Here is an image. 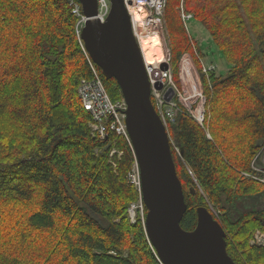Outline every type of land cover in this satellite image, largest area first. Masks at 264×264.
I'll return each instance as SVG.
<instances>
[{"label": "trees", "instance_id": "16d2710c", "mask_svg": "<svg viewBox=\"0 0 264 264\" xmlns=\"http://www.w3.org/2000/svg\"><path fill=\"white\" fill-rule=\"evenodd\" d=\"M70 2L0 0V264H163L144 202L130 216L142 197L131 140L109 124L101 138L79 95L92 70ZM182 9L210 32L226 74H206ZM165 19L175 80L189 53L207 100L203 123L179 101L167 115L188 206L181 225L193 230L197 208L213 206L234 261L264 264V246L251 243L264 206L233 216L237 202L264 195L252 165L264 153V0H167ZM95 65L110 97L124 99Z\"/></svg>", "mask_w": 264, "mask_h": 264}, {"label": "water", "instance_id": "95a60500", "mask_svg": "<svg viewBox=\"0 0 264 264\" xmlns=\"http://www.w3.org/2000/svg\"><path fill=\"white\" fill-rule=\"evenodd\" d=\"M79 1L88 18L82 30L85 47L106 78L116 79L128 106L126 125L140 169L146 232L160 260L163 264H237L227 251L225 229L206 206L197 208L193 230L181 225L188 208L184 189L169 131L151 98L143 50L125 0H111L105 21L97 18V0ZM162 67L167 69L168 63Z\"/></svg>", "mask_w": 264, "mask_h": 264}, {"label": "built area", "instance_id": "2783aa9c", "mask_svg": "<svg viewBox=\"0 0 264 264\" xmlns=\"http://www.w3.org/2000/svg\"><path fill=\"white\" fill-rule=\"evenodd\" d=\"M97 1V18H99L101 21H105L111 11V1ZM125 2L131 16L132 28L139 41L141 35L140 27L160 23L162 21V18L164 17L167 4V0H125ZM70 3L72 5V13L78 17V21L76 24L77 35L80 39L82 48L92 70V76L82 78L78 89L84 107L92 114L93 129L98 132L101 138H104L107 134V126L109 124L110 127L116 130L119 134H124L127 138L130 139L126 125V110L128 108L127 103L124 99L114 101L110 97L101 74L96 67L95 62L91 58L87 48L85 47L84 41L82 39V30L88 18L84 14L82 5L79 0H71ZM141 9H144L145 11L143 22H141L135 15L136 10ZM182 17L186 22L193 17V14L190 12H182ZM145 63L149 79L151 80L153 85H155L156 83H161V85L163 86L161 89H157L156 87H154L153 91V94L155 96L153 98L155 99L157 105L162 106L164 104V100L162 99L161 93H163V90L165 89L164 87H166L165 84L172 81L171 69L170 67H168L167 69L163 68L161 66L162 63H150L147 61H145ZM162 118L167 124L166 117L162 116ZM261 179L264 181V175ZM131 182L134 183L141 191V176L138 166H135L131 174ZM138 208H141V210H143L142 197L139 204H135L130 207V216L133 220L135 219L136 210ZM213 212L216 215L219 214L216 209H213ZM262 244H264V235Z\"/></svg>", "mask_w": 264, "mask_h": 264}, {"label": "rangeland", "instance_id": "374dc122", "mask_svg": "<svg viewBox=\"0 0 264 264\" xmlns=\"http://www.w3.org/2000/svg\"><path fill=\"white\" fill-rule=\"evenodd\" d=\"M188 29L191 38L193 39L195 45L198 47V48L196 47L195 51L197 52L198 56L202 54L200 59L206 74L209 73V69H215L217 74H226L231 68V64L227 61V59L223 56V54L220 52L218 47L214 44L211 38V34L205 28V26L199 20L193 17L188 21ZM152 31L153 32L157 31L162 36V41L164 43L163 47L165 51L164 58H166V60H164L163 58L159 61L167 62L168 67H170L172 73V81L165 84L166 87H164L165 89L163 90V93H161L162 99L166 104L164 105V109H167V111L170 114V115L168 114V116H170V118H173L179 101L186 106L187 110L200 123H203L201 119L203 118L206 112L207 100L203 93L202 81L200 78V74L198 72V68L193 58L189 53H186L182 56L180 61V73H179L180 85H179L175 80L172 66L170 63V50L168 47V43L166 41L168 31L166 27L165 13L160 23L152 24L148 26L146 25L142 27L140 34L148 35ZM199 49L201 53H199ZM163 62H157V63H163ZM176 96L178 97V100H176ZM168 116L165 115L166 119L169 118ZM177 150H179V148H177ZM113 152L116 151L113 150ZM258 160H259L258 162L257 161L253 162L252 165L253 167L255 166L254 169L260 172H264V153H262L261 158ZM260 177L262 178L263 176ZM260 181L264 182L262 180ZM135 204H139V201L131 204V206ZM261 206H264V195L245 199L242 202H237L235 204V212L233 213V216L236 217L242 207L248 208V207H261ZM210 208L212 210L215 209L213 206H210ZM263 235H264L263 230H259V229L256 230L254 232L253 238L251 239V243L260 244L264 246V244H262Z\"/></svg>", "mask_w": 264, "mask_h": 264}, {"label": "bare ground", "instance_id": "6f19581e", "mask_svg": "<svg viewBox=\"0 0 264 264\" xmlns=\"http://www.w3.org/2000/svg\"><path fill=\"white\" fill-rule=\"evenodd\" d=\"M182 12L183 13H188V12H185L183 9H182ZM135 15L137 16V18H139V20L141 22H143V18L145 16L144 9L136 10ZM193 17H194V15H193ZM141 30H142V27H140V32H141ZM133 33H134V30H133ZM134 35H135V33H134ZM135 37L137 38L136 35H135ZM140 43H141V47H142V50H143L144 58H145V60L147 62H150V63L163 62V61H159V60L164 58V52H165L164 51V47H163L164 43L162 41V36L160 35L159 32H157V31L153 32L152 31L148 35L141 34L140 35ZM164 60H166V58H164ZM150 83H151V98H153V97H155L154 94H153L154 87L159 89V87H158L159 83H156L155 85H153L151 80H150ZM164 105H166V104L164 103L162 106H158L157 105L156 108L158 109L157 111L159 112V114L161 116L165 117V115H168L169 112L167 111V109H164ZM203 119H204V116H203V118L201 120L203 121ZM136 166H138V165H136ZM138 168H139V166H138ZM139 171H140V169H139ZM142 200H143V197H142ZM139 202H140V200H139Z\"/></svg>", "mask_w": 264, "mask_h": 264}, {"label": "crops", "instance_id": "0c3cea01", "mask_svg": "<svg viewBox=\"0 0 264 264\" xmlns=\"http://www.w3.org/2000/svg\"><path fill=\"white\" fill-rule=\"evenodd\" d=\"M214 67V66H213Z\"/></svg>", "mask_w": 264, "mask_h": 264}]
</instances>
